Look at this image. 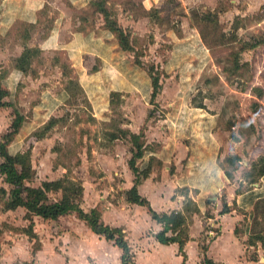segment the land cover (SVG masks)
I'll use <instances>...</instances> for the list:
<instances>
[{
  "label": "rangeland",
  "instance_id": "rangeland-1",
  "mask_svg": "<svg viewBox=\"0 0 264 264\" xmlns=\"http://www.w3.org/2000/svg\"><path fill=\"white\" fill-rule=\"evenodd\" d=\"M87 1L0 0V8L7 4L18 10L16 13L8 8L5 11L4 8L0 9V78L3 87L9 90L8 99L25 118L21 130L9 143V149L12 154L27 153L29 155L35 175L28 184L39 186L45 180H55L65 175L69 180L81 185L80 205L83 210L88 211L93 207L102 210L107 202L116 203L121 198L125 199L126 196L124 194L126 169L123 170V168L132 156V146L128 135L131 131L128 128L132 125L133 129L137 128L138 134L141 132L140 141L143 147L158 150L161 141L168 140L172 134L181 138L192 137L191 134L194 133L188 131V123L193 125L192 120L195 119L193 116L198 115L197 105L203 102L206 105L203 106L201 113L215 114L216 118L221 120L220 128L230 130V132L227 131V137L230 136L233 141L231 144L233 149H235V143H239L236 139L240 138L245 140L246 149L250 144L255 147V152H260L261 149L257 148L260 147V143H256L255 137L260 136L261 128L264 126V123L263 125L256 123L258 117L261 120L264 119V55L260 50L261 47H257V38L264 39V25L259 29V35L248 33L249 36L244 37L238 27L241 24L244 26L245 22L238 15L231 17L230 11L223 9L229 5V0H216V10H218L214 12L217 16L216 22L206 25L195 20L197 11L200 14L199 18L202 13H205L206 10L203 8L197 7V10L189 8L188 14H185L178 7L175 8L174 5L178 0H164L162 11L157 9V11L148 12L151 20L164 18L167 21L168 31L172 30V33L179 36L186 35L192 41L194 36L192 30L198 26L204 41L200 47H197L194 41L192 46H179V51L176 52L179 62L171 61L176 63L172 65H178L180 72L165 73L167 69H164L162 65L167 58L166 49L169 50L172 45L163 35L157 45L153 44L156 47L149 52L148 48L153 38L150 31L143 36L137 35L130 38L133 51L122 48L119 51L115 46L103 49V52L100 48L101 43L96 42V50L100 57L86 52V44H78L83 45V48L81 47L80 51L73 48L71 50L73 55L68 56V50L65 47L71 45L77 33L78 19L81 14L87 16L92 23L95 22L92 24L93 27H89L95 29L94 24L101 22L102 14L99 10L102 3L107 2L109 11L116 17L115 4L124 7L122 4H126L129 0ZM187 1L191 4L193 2V0ZM214 2L208 1V3ZM25 8L29 9V15L27 13L25 16L27 12ZM6 15H10L8 19L12 21L9 25H4ZM182 17H186L187 23L182 22ZM228 17L231 18L228 19ZM182 27L186 28L184 33H182ZM125 30L129 32L128 29ZM228 30L231 31L228 32ZM24 45L40 49L33 63L35 69L28 68L30 71L27 70L26 75L16 67V60L22 54ZM200 48L203 50L202 53H199ZM117 51L120 53L116 54ZM208 53L212 55L210 63ZM137 59L140 61L139 64L135 62ZM171 61H168L169 65ZM201 61L202 64H200ZM130 62L144 68L150 78L158 76L159 80L154 86L157 92L153 101L151 99L152 82L151 93L149 96H142L143 100L138 93L108 90L107 83L109 81L120 83L121 75L117 72L121 68L129 67ZM200 69H205V74L198 77L196 72ZM34 70L37 75L33 74ZM66 72L70 74L67 75ZM69 79L75 82L71 84L73 93L69 95L70 97L68 96L69 99L64 104L52 108L56 116L51 115L56 117L57 121L49 130L43 132L45 134L43 137L37 138L34 134L41 131L45 123L40 125V122H34V116L39 113L35 105L43 101L44 93L48 92L54 96L60 92L59 90L66 88V82H69ZM77 80L82 82L86 91H80L76 84ZM92 85H99L97 87L99 91H91ZM99 101H106L105 108L99 106L96 109ZM90 113L96 114V119L93 120ZM173 115L182 116L180 122H173L172 117H175ZM13 118L11 108H0V142L4 140L3 135ZM132 118L133 122L138 120L136 125L130 123ZM161 126L164 128L161 129ZM108 132L110 136L113 134L119 138L116 140L107 138ZM177 132H183L185 136L176 135ZM151 134L154 135L155 141L148 139L151 138ZM158 134L164 139H157L155 135ZM226 149L229 152L228 143H226ZM103 152H112L110 155H104L109 156V160H112L113 165L118 168L113 169L112 166L109 168L112 163L103 159ZM228 155L231 154L228 153ZM259 157L255 161H250L251 163L248 161V165H251L250 169L245 166V169L241 167L238 170L237 166L240 164L237 166L236 163L231 164L227 156L224 159L227 175L236 179L237 182L243 178L246 181L245 187H251L250 183L257 182L260 178L264 185V176L257 173L260 167ZM221 164L223 165V162ZM127 167V170L131 171L128 163ZM115 171L118 174H115ZM178 172L173 170L169 176L172 177V174ZM181 173L185 176L184 167ZM166 180L163 178L161 182L164 183L168 195L173 192L172 196L179 195L178 198H185V202L188 198H196L197 190L184 185L186 179L182 180V185L179 182L181 186H174V183L172 185L169 181L166 183ZM241 185H243L242 182L236 191L241 190ZM0 186H3L7 192L6 196L0 197V249L3 247L7 250L6 262L10 261L11 264H117L119 262L120 250L114 246L113 241L105 240L104 237L91 232L88 225L78 219L74 213L59 216L56 220L40 219L34 216L30 219L26 218L24 208L6 209L5 203L9 198L11 186L4 182L1 175ZM212 196L224 198L225 194L208 193L203 198H212ZM47 198L59 200L64 197L61 191H49ZM210 211L209 207L204 210V218ZM252 213H255L253 218L246 221L249 225L241 221L236 225L235 233L247 230L249 235L243 243L247 255L257 260L259 256L264 257L261 243L252 241V244H249L248 242L249 236L264 235V197L257 201ZM193 214H187L188 229L192 224ZM102 220L106 221L105 223L122 224L128 227L129 238L126 237L129 243H133L138 264H151L152 261L160 264H181V258H174L169 251H158L154 254L153 260L149 261L143 256L146 253H142L136 247L142 233L150 229L153 223L145 208L134 212L126 210L121 213H117V210L116 212L104 210ZM203 224L199 244H207V241L217 234L216 226ZM29 228L34 232V236L26 234ZM228 239L229 237L225 234L224 250L219 249L218 246L212 249L214 258L227 261L228 258L233 257L234 250L230 248L229 243H226Z\"/></svg>",
  "mask_w": 264,
  "mask_h": 264
},
{
  "label": "crops",
  "instance_id": "crops-1",
  "mask_svg": "<svg viewBox=\"0 0 264 264\" xmlns=\"http://www.w3.org/2000/svg\"><path fill=\"white\" fill-rule=\"evenodd\" d=\"M163 1L164 0H129L128 2H126V4H122L124 7H122L119 4H115V9H116L115 16L118 25L121 26L123 29H128L129 32H131L130 34L132 38H134L137 35L143 36L148 31L151 32L153 38H152V44L149 45L148 48L149 52L156 47L153 46V44L157 45L159 39L164 35V37L168 39L169 43H171L172 46L169 50L166 49L167 58L163 61L162 67L164 69H167L165 73H171L174 71L176 73L179 67L178 65H172V64H176L173 61L179 62L178 55L176 54V52L179 51V46H183V47L192 46L194 42H196L197 43L196 46L198 45L197 47H200V44H203L204 41L202 39V35L198 26L192 30V32H194V36H193L194 42H193L186 35L179 36L174 32L173 34L172 30L168 31L167 21L164 20V18L159 17L158 19L151 20L152 18H150L148 12L151 10L157 11V9H160V11H162L161 7L163 6ZM208 1L210 0H193L191 4V2L187 0L186 1L178 0L176 2V5L174 6L175 8L178 7L180 11L184 12L185 14H188L190 10L189 8H192V10L196 8L195 10H197L198 9L197 7L206 10L204 12L207 11H210L212 13L218 12V10H216V5H217L215 4L216 0L215 2L213 0L214 3H208ZM87 2H89V0ZM229 2H230L229 3L230 6L227 5L226 8L223 7V9L224 10L228 9L227 11H230V15H232L231 17L238 15L241 18V20L245 22L244 26L243 24H241L238 27V30H241L242 33L244 34V37L249 36L248 33H251V35H259V29L263 28L262 25H264V0H240V1L229 0ZM107 4H108L107 2L104 4L102 3V6H104L106 9L109 10ZM83 5H85V3ZM2 8H4V11L7 8L12 11H15L16 13L18 11L12 5H7V4L2 5L0 9ZM25 11H27L25 12V16H26L27 13L29 12V9L25 8ZM160 11H159V15L161 16L162 13H160ZM29 14L30 13H28V15ZM196 15L197 16H195V20H198V22L204 23V25L211 24L210 22L206 23V21L200 20V18L198 17L200 14L198 13V11L196 12ZM9 17L10 15L4 16V18H6L4 19L5 22L4 25H9L12 23V21H9L8 19ZM231 17H228V19H230ZM100 21L101 22H99L98 24H94L95 29H90L89 27H93L92 24L95 22L92 23L87 16L81 14V16L78 19L77 33L74 35V38L71 41V45L65 47V49L68 50V56L70 54L73 55V52L71 51L73 48H75L77 51H80L81 47L83 48V45L79 46L78 44H86L85 51L92 55L96 54L94 55L95 57H100L98 56L99 54L97 53L98 50H96V42L101 43V45L98 44L100 45L101 50L103 49L106 50L107 48L110 49L115 46L118 48L119 51L122 50L117 37L114 35V33H112L104 26L103 15H100ZM182 22L187 23L186 17H182ZM199 27H201V25H199ZM185 29H186L185 27H182V33L185 32ZM231 30H228V32H230ZM257 41H258L257 47L259 48L261 47L260 50H262V53L264 55V39L260 40L259 38H257ZM26 47L30 48L31 46L24 45L23 49ZM176 47H178V49H176ZM35 49L37 51H40L38 47H36ZM202 52L203 50L200 48L199 53ZM119 53L120 52L116 54ZM208 54H209L208 62L210 63L212 61V55L210 53ZM37 55L38 54H36L34 58L32 57V62L30 65L32 69H35L33 63L37 59ZM256 55H258L257 52ZM111 58H113V55H111ZM169 60L170 61L173 60L171 61V65L168 64ZM132 62L129 63L130 65L129 67L121 68L117 72L119 75H121L122 78V79L120 78V83H123L125 85L121 86V84L118 83L117 81L114 82L109 81L107 83L109 87L108 90L110 92L124 91L130 94L138 93L139 96L141 97L144 95L149 96V93H151V82H152L151 78L148 72H146L144 68L138 67L136 66L135 63ZM200 64H202V61L200 62ZM178 72H180V70ZM36 73L37 72H35L34 70L33 74L37 75ZM23 74L26 75V73ZM66 74L68 75L70 73L66 72ZM201 74H205V69L204 70L200 69L196 72V75L198 77ZM81 83H82L81 81L77 80L76 84L78 85V88L80 89L81 92L86 91L85 87ZM71 84L73 85L75 84V82L73 83V81L69 79V82H66V88L64 87V89L59 90L60 92L54 96H52V94L48 92L43 94L44 97L43 101L39 105H35L38 107L39 113L36 116H34L35 117L34 122H40L41 125L43 123H47V121L52 117V115L56 116L55 114H53L54 110H52V108L53 107L57 108L58 106L64 104L67 99H69L70 97L69 95L73 93V88ZM99 85H92L90 90L91 91L94 90L98 92L99 88L97 87H99ZM105 105H107L106 101H99L98 104L96 105V109L99 106H103L105 108ZM199 105H197L198 108L197 106H194L198 110V115L193 116V119L195 118L194 120H192L193 125H189L188 123V128H187L188 131L194 133L191 134L192 137L189 136L186 137L183 132L181 133L177 132L176 135H184L185 138H181L172 134V136H170L168 140L165 139L161 141V143L158 142L160 143V145L158 146V150H153L147 147L143 153V156L140 159H138V161H136V164L138 165L139 168L145 167L147 165L150 166V171L148 173V176L145 179H143L140 184H138L137 190L139 194L145 196V199L149 202L151 208L156 212H170L172 210H182L183 202L185 199V198H178L179 195L176 197L172 196L173 192H171V194L168 195V193L165 191L164 183L161 182L163 178H165V180L166 178L168 179L166 180V183H168V181L172 182V185L174 183V186L176 185L178 186L180 185V183L182 185V180L186 179L187 181L184 183V185H187L197 190L198 193H196V198H191V199H193V201L196 202L199 212L194 213L192 215V224L189 225L188 233L190 240H188L184 245V252L186 254V259H185L186 264H200L202 260V253H201L202 243L199 244V238L202 235L203 226H204L203 223L212 224L217 227V231H216L217 234L215 235V237L207 241L206 255L209 258H211L216 262H220L222 264H264L263 256L261 257L259 256L257 260H254L247 255L246 248L243 243V241L248 237L247 235H249L247 233V230L245 229L244 232H238L237 234L235 233L236 225H238L241 221L243 223L245 222L246 225H249V223H246V221L247 219L250 220V218H253L254 216L253 214L255 213H252V211L254 209L255 204L257 203L258 200H262L264 197V185L261 182L262 178H260V180H258L257 182L250 183L251 187H245L246 181L243 178L242 179L240 178L239 179L240 181L237 182L236 179L234 178L232 179V177H228L226 175V168L224 167L225 165L224 159L227 156L228 157L236 156L238 158L237 160L234 161V164L236 163V166L237 164L238 165L240 164L239 166H237L238 170H240L241 167H243L244 169L246 167L250 169L251 165L250 164L248 165V161L252 162L255 161L257 157L264 156V130H262L264 129V126L263 128H261L259 134L260 136H258V138L255 137L256 143H260V147H257L261 149L260 152H255L254 151L255 147L251 146L250 144L246 149L245 147L247 146V144H244L245 140L240 138L239 140L236 139V141L239 142L238 144L234 142L236 146L235 149H233L231 147L233 141L230 139V136L227 137V131L230 132V130L228 129L224 130L220 128L219 122L221 120L220 119L218 120L215 114L205 115L201 113L203 112L202 111L203 106L206 105L205 102L201 104L202 107L201 105L200 106ZM90 115L93 120L96 119L95 118L96 114L90 113ZM173 116H175L172 117L174 118L173 122L176 123L180 122L182 116L180 115H173ZM257 122L263 125L264 119L261 120L260 117H258L256 123ZM130 123H134V125H136L138 123V120L137 122L136 121L133 122V118H132V120L130 119ZM233 127L234 126H232V128ZM160 128L163 129L164 127L161 126ZM128 129L132 133H138L137 128L133 129L132 125ZM160 133L162 134L163 132ZM160 136H161L160 134L155 135V137L159 140L164 139V138H160ZM106 137L111 138L109 132L106 133ZM150 137L151 138H148L149 140L155 141L154 135ZM118 138L119 137H116L112 140H116ZM229 141L231 142L229 143ZM226 143H228L229 152H227L228 150L226 149ZM92 152H95V150H92ZM111 153L112 152L110 153L103 152L102 154L103 159L108 161L110 157L106 155L108 154L110 155ZM228 153H230L231 155H228ZM123 157L125 160V155ZM109 161L112 163V165L108 164L110 166L109 168H111V166L113 169L118 168V166L116 167V165H113L112 160ZM222 162L223 165L221 164ZM183 167L185 168V172H186L185 176L182 175L181 173ZM127 168L128 167L126 162L123 168V170L126 169L125 170L126 172L124 171V176H125L124 179H126V182L124 183L125 189L130 188L133 185V180H134L133 173H131L129 169L127 170ZM173 170L179 172L176 174H172V177L174 175V177L172 178L169 175L170 172H173ZM115 174H118V172L115 171ZM50 180H54V179H50ZM240 182L243 183V185H241V190L236 191V189L239 188ZM218 192L219 194L224 193L225 194L224 198L222 197L219 198L218 196H212V198H203V196L207 195L208 193H211V195H215ZM207 200H210V202L208 203ZM223 203H226L228 207L227 208L228 211L220 214L219 212L222 209ZM105 205L106 208L104 207L102 210H100V214L102 217L101 220L103 219L104 210H111L113 212L114 211L116 212L117 210V213H121L122 211H126V210L130 212H134V211L143 210V208H145L146 213L149 215L145 206L135 203H130L126 200V198L125 199L121 198V200L116 201V203L107 202V204ZM208 207L211 208V211L209 212L208 217L205 216L204 218L203 216L204 210H206ZM34 217L40 218L38 216H34ZM149 219L153 222L151 223V228L145 231L144 233H142L139 242L136 243L138 244L136 245V247L139 248V250H141L142 253L144 252L146 253L143 256L147 257L149 261L153 260L154 254L158 253V251H163V252L169 251L170 255L173 256L174 258L176 259L181 258V264H183L182 263L183 258L178 250V244L159 243L155 239L154 234L159 230H161L162 226L160 223H157L155 220H153L150 217V215H149ZM105 224H108L113 227L121 228L125 234V237L127 236L129 238V234H128L129 229L125 225L110 224V223H105ZM210 232L212 231L210 230ZM225 234L229 237L226 243H229L230 248H233L234 250L233 257L228 258L227 261L225 259L223 260L216 259L212 255L213 254L212 249L216 246H218L219 249L221 250L225 249L226 247L224 240ZM128 244L130 246L133 255V260L136 264H138L136 262V253H135L136 250L132 245L133 243L132 242L129 243L128 241ZM6 253H7L6 248L2 247V249H0V254H1L0 264H11L10 261L6 262V256H5ZM14 256L12 255V257ZM120 256H121V250L119 253V262H117V264H122L120 260ZM151 264H160V263L157 261L155 262L152 261Z\"/></svg>",
  "mask_w": 264,
  "mask_h": 264
},
{
  "label": "trees",
  "instance_id": "trees-1",
  "mask_svg": "<svg viewBox=\"0 0 264 264\" xmlns=\"http://www.w3.org/2000/svg\"><path fill=\"white\" fill-rule=\"evenodd\" d=\"M99 11L103 15L104 26L114 33L121 48L123 50L133 51V47L130 44V32L119 26L116 17H114V15H112V13L104 6H101ZM200 19L206 22H216L217 16L215 13L207 11L202 13ZM37 53L38 51L36 49L29 47L24 48L22 54L16 60L17 69L26 73L28 68H30L32 57ZM135 62L136 64L140 63L138 59ZM151 69H153V67H151ZM151 80L153 85L151 99L153 101L157 92L154 86L159 79L158 76H151ZM9 97V90L3 87L0 78V108H11L14 114V118L11 121L8 130L3 135L4 140L0 142V175L3 177L4 182L11 186L9 198H7L5 203L6 209L22 207L26 211V218L29 219L32 218V216H38L46 220H56L59 216L74 213L78 219L84 221L88 225L94 234L104 237L105 240L113 241V244L121 250L120 260L122 264H136L133 260V255L123 230L119 227H113L102 222L99 209L91 208L88 211L83 210L80 205L82 200V198H80L82 196V188L80 184L69 180L65 175H63L64 177L62 176L63 178L45 180L41 182L39 186L28 184L35 175L29 161V155L27 153L12 154L9 149V143L19 132L24 121V116L18 112L14 103L8 99ZM56 121V118L51 117L47 123L44 124L42 130L34 135H36L37 138L43 137L46 130H49ZM128 135L132 146V156L127 163L134 174V181L133 185L124 191V194L126 195L125 198L130 203L146 207L150 217L162 226L161 230L154 234L155 239L161 244L177 243L178 250L183 258L182 263L186 264L184 245L190 240L186 220L187 214L198 213V206L193 200L188 198L186 199V202L184 201L185 204H183L182 210L156 212L151 208L149 202L142 197L137 190L140 181L143 178H146L150 171L149 165L139 168L136 164V161L143 156L147 146L143 147V143L140 141V136L142 135L141 132L140 134L128 132ZM116 137L118 136L111 135V139ZM237 159L236 156H231L228 158V161L232 164ZM258 163L260 164V167L257 173L260 176H264V156L259 157ZM49 191H61L64 198H60L59 200L49 199L47 198V193ZM6 195V189L3 186H0V197ZM207 202L209 203L210 200H207ZM227 208L226 203H223L222 209L219 213H225L228 211ZM30 224H32V222ZM26 234L29 236L35 235L34 232L31 231V228L27 230ZM249 239V244H252V241L260 242L264 250L263 234L249 236ZM206 251L207 244L202 243V260L200 264H222L209 258L206 255Z\"/></svg>",
  "mask_w": 264,
  "mask_h": 264
}]
</instances>
